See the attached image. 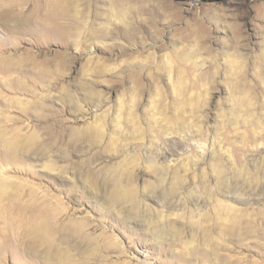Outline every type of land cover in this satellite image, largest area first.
Masks as SVG:
<instances>
[{
  "label": "rangeland",
  "instance_id": "obj_1",
  "mask_svg": "<svg viewBox=\"0 0 264 264\" xmlns=\"http://www.w3.org/2000/svg\"><path fill=\"white\" fill-rule=\"evenodd\" d=\"M140 4L124 18L107 0H0V126L41 139L0 146V264H264V0ZM19 81L62 129L22 116L35 97ZM90 122L98 135H74ZM30 190L59 198L57 225L85 223L57 252L7 219ZM232 208L245 233L222 228Z\"/></svg>",
  "mask_w": 264,
  "mask_h": 264
},
{
  "label": "bare ground",
  "instance_id": "obj_2",
  "mask_svg": "<svg viewBox=\"0 0 264 264\" xmlns=\"http://www.w3.org/2000/svg\"><path fill=\"white\" fill-rule=\"evenodd\" d=\"M145 1L146 0H107L110 5V11L113 14L120 17L122 16L124 18L128 16V12H132L134 9L140 10V3H144ZM72 2L73 0H52V3L65 10L71 7ZM5 14L9 15L7 12ZM6 60L11 64L7 66H0V72L2 73V75L10 77L13 75V61H10L9 58H7ZM1 78L2 77H0V116L2 114L1 105H6L7 108L10 107L9 104L4 102L5 98L9 100L4 93V91L8 90V88L6 86H3ZM19 82L20 86L15 89V92L24 93L26 95L35 97L34 100H28V106L30 109L29 111H20L22 113V116L26 119L34 118L40 123L44 121H46L47 123H51L50 127L54 131H59L60 129H62L64 120L59 119V110H53L46 102L43 95H38L36 90H28L25 87H21V81ZM7 84L9 83L7 82ZM72 99L73 97H68V101L70 103L72 102ZM46 111L49 112L45 113ZM128 120L132 122L133 118H128ZM5 121H8V119H5ZM14 121L15 123H20V120L18 119H15ZM7 125L9 124L0 126V146H2L6 152L11 155L16 153H23L27 155L26 153H31L33 151L37 153L39 151V147L41 145L40 134L35 133L30 134L29 136L18 135L14 136L11 140H8L7 138H5ZM94 130L95 125L90 122L88 124H85L83 127L75 128L74 135H76L77 137L88 136L90 134L92 136L98 135V131ZM60 137L61 134L56 137V141L59 140ZM223 166L224 165H220L219 169L221 175L225 174L226 171ZM30 192L34 197L35 202L30 203L29 206L16 205L14 208L16 214L9 213L7 219L14 225L22 228L23 231L17 232V234H24L25 240H27V242L33 248L44 247L46 251L52 253L57 252L59 250L57 238L60 233L73 232V226L75 227V230L77 232H81L82 228L85 227V223L74 220L73 217L70 216L67 217V223H65L64 225H57L59 222V216L64 210L59 206V198L47 190H42L41 192L30 190ZM21 195L22 192L20 191L18 197H21ZM121 196L122 192L117 186L113 191V198L115 199V197H117L119 199V197ZM222 215H225L224 218H229L230 220H232L233 218H236V211L233 210V208L228 209L227 211L222 213ZM250 227L252 226L242 218H236L235 220H233V224L231 226H225L222 228L229 232L238 231L240 233H245V231ZM4 240L7 243V247L16 246L15 242H13L12 239L4 237Z\"/></svg>",
  "mask_w": 264,
  "mask_h": 264
}]
</instances>
